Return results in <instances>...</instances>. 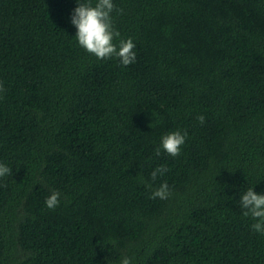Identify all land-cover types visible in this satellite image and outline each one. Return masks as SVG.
<instances>
[{"label":"trees","instance_id":"trees-1","mask_svg":"<svg viewBox=\"0 0 264 264\" xmlns=\"http://www.w3.org/2000/svg\"><path fill=\"white\" fill-rule=\"evenodd\" d=\"M113 3L127 67L79 46L77 0H0V264H264V0Z\"/></svg>","mask_w":264,"mask_h":264},{"label":"clouds","instance_id":"clouds-1","mask_svg":"<svg viewBox=\"0 0 264 264\" xmlns=\"http://www.w3.org/2000/svg\"><path fill=\"white\" fill-rule=\"evenodd\" d=\"M78 6L74 9L71 23L77 29L76 40L80 47L88 53L96 56L99 60L117 58L121 65L127 67L136 62V45L131 38L127 40L119 39L120 32L115 29L112 13L118 11L123 13V9H116L113 0H97L95 4L91 0H77ZM119 39V43L114 41ZM6 91L4 84L0 81V93ZM203 124L205 117H197ZM152 126V125H151ZM188 137L187 131L176 130L164 135L161 139V147L155 150L157 156L164 152L172 157L180 155L181 147ZM168 169L166 166H158L151 172L152 181H156L158 176H163ZM11 174V169L4 163H0V178ZM151 187V185H149ZM59 191H54L46 200V207L54 210L60 204ZM171 195V190L167 182L162 183L152 192L151 199H167ZM241 208L245 217H251L255 223L251 225L255 232L264 234V194H257L253 188H248L240 198ZM134 258L122 257L120 264H133Z\"/></svg>","mask_w":264,"mask_h":264}]
</instances>
